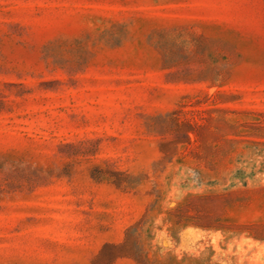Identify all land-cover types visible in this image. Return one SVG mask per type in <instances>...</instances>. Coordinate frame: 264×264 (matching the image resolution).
Wrapping results in <instances>:
<instances>
[{
  "label": "rangeland",
  "instance_id": "374dc122",
  "mask_svg": "<svg viewBox=\"0 0 264 264\" xmlns=\"http://www.w3.org/2000/svg\"><path fill=\"white\" fill-rule=\"evenodd\" d=\"M0 264H264V0H0Z\"/></svg>",
  "mask_w": 264,
  "mask_h": 264
}]
</instances>
